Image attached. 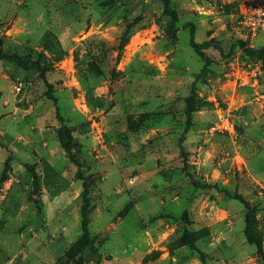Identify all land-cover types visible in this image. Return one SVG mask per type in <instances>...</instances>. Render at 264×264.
<instances>
[{"label": "rangeland", "instance_id": "obj_1", "mask_svg": "<svg viewBox=\"0 0 264 264\" xmlns=\"http://www.w3.org/2000/svg\"><path fill=\"white\" fill-rule=\"evenodd\" d=\"M169 1L0 0V264H264V33Z\"/></svg>", "mask_w": 264, "mask_h": 264}, {"label": "trees", "instance_id": "obj_2", "mask_svg": "<svg viewBox=\"0 0 264 264\" xmlns=\"http://www.w3.org/2000/svg\"><path fill=\"white\" fill-rule=\"evenodd\" d=\"M163 1H164V6H165V9H166V12H170V9H169L170 1L169 0H163ZM172 14H173V12H172ZM251 52L257 54L260 57V59L263 61V64H264V51H251ZM15 60L17 61V63L21 67H23L25 69H33V68L36 67L33 63H32V65H29V64L24 63V61H21L20 59L15 58ZM49 88L50 89L52 88L51 84H49ZM50 98L53 99L55 102L57 100L55 98V96H53L52 94H50ZM189 106H190V111H192L193 104L191 102L189 103ZM68 138H69L68 139L69 143L65 144V143H63V140H62V143H63V147H64L68 157L73 160L74 154H73V149H72V147L70 145V142H71L73 137L71 135H69ZM184 140H185V136H182L181 142H183ZM181 150L182 151L184 150L183 147L181 148ZM77 166L79 167V165H77ZM195 184H201V183L196 182ZM204 186L208 187V188L211 187L210 185H204ZM214 188H219V187L217 185H215ZM224 193L227 196H231V194L228 191H224ZM234 198L241 200V202L244 205H246V207L248 208V205H247L246 201L244 200V198H242L239 195H235ZM83 215H84V219H83V237H82V239L80 241L77 242V245L80 246L81 250H83L85 248L90 249L94 254H96L98 256L99 261H101V259L103 258V255L95 247L94 240H93V238L90 235V231H89V217L87 215L86 210L84 211ZM247 223H248V232H247L248 238L250 239V241L253 244H255L257 246L258 251L260 252V254H262V256L264 258L262 241L259 240V238L257 237L256 233L250 232V228L252 226V220L250 219L249 215L247 216ZM183 242L185 244H187V245L194 246V241H183Z\"/></svg>", "mask_w": 264, "mask_h": 264}, {"label": "built area", "instance_id": "obj_3", "mask_svg": "<svg viewBox=\"0 0 264 264\" xmlns=\"http://www.w3.org/2000/svg\"><path fill=\"white\" fill-rule=\"evenodd\" d=\"M248 7V12L246 15H241V22L245 28H247L253 35H258V33H264V4L263 0H248L243 1ZM22 88L17 87V91Z\"/></svg>", "mask_w": 264, "mask_h": 264}, {"label": "crops", "instance_id": "obj_4", "mask_svg": "<svg viewBox=\"0 0 264 264\" xmlns=\"http://www.w3.org/2000/svg\"><path fill=\"white\" fill-rule=\"evenodd\" d=\"M82 142V141H81ZM82 144V143H81Z\"/></svg>", "mask_w": 264, "mask_h": 264}]
</instances>
